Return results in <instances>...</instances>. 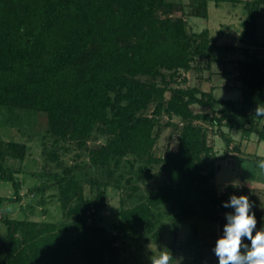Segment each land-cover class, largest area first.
Here are the masks:
<instances>
[{
  "label": "trees",
  "instance_id": "obj_1",
  "mask_svg": "<svg viewBox=\"0 0 264 264\" xmlns=\"http://www.w3.org/2000/svg\"><path fill=\"white\" fill-rule=\"evenodd\" d=\"M254 3L264 4V0H255L248 8L239 38L257 46L255 38L246 39L255 29ZM184 9L170 0H0V107L44 112L55 140L67 137L81 148L101 125L99 130H106L109 139L91 150L88 159L106 167L109 180L126 156L131 159L123 161L125 166L144 161V172L149 173V166L156 164L166 179L148 200L121 207L116 232L108 234L96 221L109 180H86L96 191L88 199L82 190L85 180L76 175L79 163L48 173L71 220L1 219L0 264H122L119 244L135 232H153L156 223L151 210L161 205L174 210L167 246L171 264H202L205 255L197 227L192 225L185 246L192 247L194 254H189L188 263L177 260V252L185 248L177 244L182 222L200 217L218 223L223 235L226 213L234 209L223 207L232 194L217 192L213 179L219 166L214 162L228 157V147L236 154L242 150L239 143L230 146L232 139L221 127L239 131L243 139L256 135L264 141V116L255 114L258 106L264 107V60L243 48L245 58L236 65L240 89L236 100L217 99L212 90L183 86L182 72L200 69L197 59H205L209 69L216 61L211 50L218 47L207 29L189 32L183 18L185 14L207 18V0L193 3L188 14ZM176 11L180 14L175 15ZM150 105V113H144ZM193 106L202 110L195 111ZM162 116L170 119L165 125L177 126L171 121L177 117L181 126L176 150L166 148L157 156L153 150ZM213 127L227 146L221 157L208 143ZM11 148L13 157L23 159L24 145L19 153L18 144L12 143ZM3 158L0 149V182L12 184L17 200L19 183ZM42 190L43 186L34 189ZM72 200L77 201L70 205ZM252 212L255 231H259L264 228V213L260 219ZM153 235L160 238L156 231ZM242 241L250 247L247 238Z\"/></svg>",
  "mask_w": 264,
  "mask_h": 264
},
{
  "label": "rangeland",
  "instance_id": "obj_2",
  "mask_svg": "<svg viewBox=\"0 0 264 264\" xmlns=\"http://www.w3.org/2000/svg\"><path fill=\"white\" fill-rule=\"evenodd\" d=\"M170 1L183 4L184 10L188 14L193 3H198L201 0ZM253 2L255 0H233L215 4L213 0H207V18L183 15L189 32L207 29L214 44L218 46L211 50L216 61L211 63L209 69L205 68V59H197L195 65L200 69L182 72L186 77V83H182L183 86H198L204 91L212 90L213 96L217 99H239L240 89L236 65L238 60L245 58L242 52L243 48L248 47L250 53L254 52L264 60V4L257 3V6L255 3L253 4L252 8L257 15L255 29L252 37H246L248 42L255 38L258 45H247L239 38L242 30L241 23ZM174 13L179 15L180 11ZM223 44H229L232 48L225 49L222 47ZM167 96L168 93L165 94L163 101ZM152 107L150 105L144 113L149 114ZM193 109L195 111L202 110L199 106H193ZM172 119L171 121L177 123V126L165 125L167 121H170L167 116H162L159 119L161 129L153 150L157 156L163 155L166 148L171 150L177 148L181 122L177 117ZM262 124H264V120ZM98 127L102 128L101 125ZM100 128L93 131L86 140L85 146L81 148L76 140L67 137L55 140V136L48 130L44 112L14 105L0 107V149L4 153L3 164L12 170L14 179L19 183V198L15 200L12 184L0 182L1 248L4 243V227L1 224V219L5 217L57 223L71 220L65 214V209L62 207L63 202L59 199L53 180L46 176L48 173H60L65 167L79 163L76 175L85 180H83L82 190L83 196L88 199H93L96 191L86 180L89 178L109 180L107 168L93 165L88 159L91 150L99 148L109 139L108 132L99 130ZM221 130L229 133L232 139L230 146L239 143L242 156L237 155L233 149L228 147V157L217 159L214 162L216 166H219L213 179L217 192L247 196L253 205V211L260 216V219H263L264 181L260 183L255 179L258 177L257 169L262 159L255 161L254 154L264 156V141L259 143L256 135H252L250 139H243L239 131L228 130L226 127H221ZM12 143L19 145L18 153L20 146L24 145L23 159L10 154L12 153ZM208 143L213 145L215 153L220 157L227 148L225 141L214 127L209 131ZM250 156L254 158L251 159ZM130 157H124L120 161L119 167L114 170L113 177L118 179L117 183L115 184L116 180L114 181L113 177L109 180V185L104 189L105 204L97 213L96 223L102 225L108 234L116 232L119 222L118 212L121 207H132L141 201L148 200L166 181L164 173L159 170V166L156 164L149 166L147 169L149 173L144 172V161L134 160L132 168L125 166L123 161L125 159L130 161ZM111 167L114 168L113 165ZM245 177L252 179L245 180L243 179ZM229 184L232 185L231 188H228ZM38 186H43V190L35 192L34 189ZM76 201L72 200L69 204H74ZM151 214L156 223L153 232H158L160 238H155L153 232L140 231L131 234L129 238L125 239L123 245L119 244L122 264H151L150 258L153 255H159L160 251L170 252L167 246L171 243L170 229L174 210L170 209L168 205H161L152 208ZM192 225L197 227L199 241L204 245L205 255L202 264H219L218 257L214 253L216 241L222 236V230L218 223L200 217H191L179 225L177 244L182 247L186 245ZM253 235H255V231ZM190 253L194 254L192 247L185 246L177 252V260L188 263L189 257H191Z\"/></svg>",
  "mask_w": 264,
  "mask_h": 264
},
{
  "label": "clouds",
  "instance_id": "obj_3",
  "mask_svg": "<svg viewBox=\"0 0 264 264\" xmlns=\"http://www.w3.org/2000/svg\"><path fill=\"white\" fill-rule=\"evenodd\" d=\"M255 114L264 116V107L258 106ZM259 168L264 170V160L259 162ZM223 207L234 209V213H226L223 235L215 244L214 253L219 264H264V228L255 231L257 221L249 198L232 195ZM242 238L251 242L250 247L243 243ZM150 260L151 264H171L173 257L168 251H160Z\"/></svg>",
  "mask_w": 264,
  "mask_h": 264
},
{
  "label": "crops",
  "instance_id": "obj_4",
  "mask_svg": "<svg viewBox=\"0 0 264 264\" xmlns=\"http://www.w3.org/2000/svg\"><path fill=\"white\" fill-rule=\"evenodd\" d=\"M250 139V138H249ZM261 141H259V143H260ZM237 155H240V156H242L241 154H237ZM255 155V158H256V156H258L257 155V153H255L254 154ZM260 158L259 159H257V160H260V159H262V160H264V156H259ZM249 158H251V159H253L254 157L253 156H250ZM256 160V159H255ZM257 178H255L256 180H258V181H260V183H261V181H264V170H262V169H260V168H258L257 169ZM247 178H250V177H247ZM246 177L245 178H243V179H247ZM252 178H250V180H251Z\"/></svg>",
  "mask_w": 264,
  "mask_h": 264
}]
</instances>
